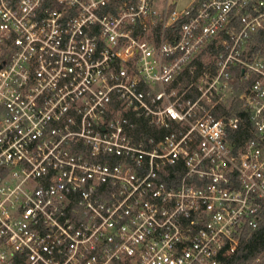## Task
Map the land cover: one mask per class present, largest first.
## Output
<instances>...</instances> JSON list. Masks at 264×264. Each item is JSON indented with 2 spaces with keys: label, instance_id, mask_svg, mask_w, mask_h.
<instances>
[{
  "label": "built area",
  "instance_id": "1",
  "mask_svg": "<svg viewBox=\"0 0 264 264\" xmlns=\"http://www.w3.org/2000/svg\"><path fill=\"white\" fill-rule=\"evenodd\" d=\"M179 1L0 0V264H227L259 227L264 0Z\"/></svg>",
  "mask_w": 264,
  "mask_h": 264
},
{
  "label": "trees",
  "instance_id": "2",
  "mask_svg": "<svg viewBox=\"0 0 264 264\" xmlns=\"http://www.w3.org/2000/svg\"><path fill=\"white\" fill-rule=\"evenodd\" d=\"M261 50L264 53V36L255 39L252 51ZM264 253V219L256 230L246 232L240 240L237 250L226 257L227 264H248ZM15 264H24L17 260Z\"/></svg>",
  "mask_w": 264,
  "mask_h": 264
},
{
  "label": "rangeland",
  "instance_id": "3",
  "mask_svg": "<svg viewBox=\"0 0 264 264\" xmlns=\"http://www.w3.org/2000/svg\"><path fill=\"white\" fill-rule=\"evenodd\" d=\"M189 1L190 0H180L179 1V7H184V6L188 5ZM261 55H262L261 60L264 61V53ZM228 96L230 97V95H228ZM232 96H234V95H231V97ZM233 102L237 104V100H233V99L230 100V98H228L227 103L229 104V106H231L230 104H232ZM248 264H264V253L262 255L258 256L257 259L253 260L252 262H249Z\"/></svg>",
  "mask_w": 264,
  "mask_h": 264
}]
</instances>
